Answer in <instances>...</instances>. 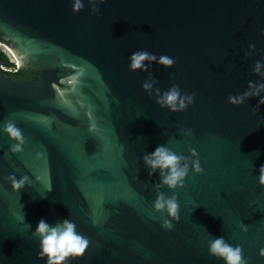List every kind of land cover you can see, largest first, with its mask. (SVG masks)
<instances>
[{
	"label": "water",
	"instance_id": "water-1",
	"mask_svg": "<svg viewBox=\"0 0 264 264\" xmlns=\"http://www.w3.org/2000/svg\"><path fill=\"white\" fill-rule=\"evenodd\" d=\"M84 3L0 0L1 44L34 72L0 76V127L13 121L25 140L13 153L0 130V264H45L32 235L41 218H69L89 239L71 264H223L207 248L219 236L264 264V105L227 100L262 79L252 67L264 60V0H106L96 14ZM138 49L174 57L153 63L154 87L179 84L194 103L161 108L141 87L148 72L128 68ZM161 144L195 148L204 168L162 189L180 202L171 230L152 208L159 171L150 177L140 159ZM11 174L29 184L13 190Z\"/></svg>",
	"mask_w": 264,
	"mask_h": 264
},
{
	"label": "clouds",
	"instance_id": "clouds-1",
	"mask_svg": "<svg viewBox=\"0 0 264 264\" xmlns=\"http://www.w3.org/2000/svg\"><path fill=\"white\" fill-rule=\"evenodd\" d=\"M106 3V0H88L93 13H99L100 5ZM85 7L84 0H72V11L80 12ZM264 34V32H262ZM1 44V43H0ZM3 45V44H2ZM255 44L248 45V51L244 53L245 57L251 56L255 51ZM14 62V67L8 69L11 72H19L23 67V58L17 57L11 49H7ZM10 59V58H9ZM128 68L130 71L148 72L149 79H146L141 87L161 108H167L170 112L184 111L194 103L195 93H188L181 89L179 84H173L166 90L161 91L156 85V79L151 71L153 63L171 68L176 60L165 54L157 55L144 49H138L129 56ZM252 72L262 79L247 83V89L242 93L230 94L227 97L228 103L232 105H242L249 97H259L256 105H264V60H256L252 67ZM55 86V85H54ZM155 93V95H153ZM0 130L4 131L11 140L15 141L9 151L16 153L22 151L25 143L22 130L11 120H6ZM191 134V130L185 133ZM190 155H184L170 148L168 144L158 145L153 151L145 153L140 159L143 165L148 169V175L151 177L159 171V181L153 186L156 189V197L152 202V208L155 212L166 213V217L161 219V227L171 230L173 221H180V202L177 193L172 191L168 195L162 189L167 187L169 190L183 188L186 185V178L189 172L202 174L204 168L201 166L199 155L195 148H189ZM257 180L260 186L264 187V164L258 168ZM13 190L19 191L29 184L28 176L11 174L8 177ZM51 191V187L48 189ZM31 227L30 224H28ZM242 231H247V225L241 222ZM32 235L38 238L39 251L37 257L45 260V264H71V260L83 257L89 247V239L77 231L74 221L69 218L59 220L55 224L48 223L41 218ZM208 253L223 261V264H248L243 249L240 245L230 244L223 236L211 237L207 242ZM259 255L264 257V247L259 249Z\"/></svg>",
	"mask_w": 264,
	"mask_h": 264
},
{
	"label": "trees",
	"instance_id": "trees-1",
	"mask_svg": "<svg viewBox=\"0 0 264 264\" xmlns=\"http://www.w3.org/2000/svg\"><path fill=\"white\" fill-rule=\"evenodd\" d=\"M0 43L8 44L9 41L5 40L2 34H0ZM2 67L13 68L14 63L9 59L5 51L2 50V48H0V76H10L15 80H21V79L32 78V75L34 73L29 68H21L19 72H11V71L3 70Z\"/></svg>",
	"mask_w": 264,
	"mask_h": 264
},
{
	"label": "bare ground",
	"instance_id": "bare-ground-1",
	"mask_svg": "<svg viewBox=\"0 0 264 264\" xmlns=\"http://www.w3.org/2000/svg\"><path fill=\"white\" fill-rule=\"evenodd\" d=\"M3 47H4V49L7 51V49H10L8 46L6 47V46H4L3 45ZM18 50L20 49V47H16ZM12 51V53H15L13 50H11ZM8 52V51H7ZM16 55V54H15ZM17 57H19V56H17ZM20 57H21V55H20ZM10 58H11V55H10Z\"/></svg>",
	"mask_w": 264,
	"mask_h": 264
},
{
	"label": "rangeland",
	"instance_id": "rangeland-1",
	"mask_svg": "<svg viewBox=\"0 0 264 264\" xmlns=\"http://www.w3.org/2000/svg\"><path fill=\"white\" fill-rule=\"evenodd\" d=\"M0 48H2V50H4L5 51V53L7 54V56L10 58V54L4 49V47H3V45L2 44H0Z\"/></svg>",
	"mask_w": 264,
	"mask_h": 264
},
{
	"label": "built area",
	"instance_id": "built-area-1",
	"mask_svg": "<svg viewBox=\"0 0 264 264\" xmlns=\"http://www.w3.org/2000/svg\"><path fill=\"white\" fill-rule=\"evenodd\" d=\"M10 60L13 62V60L11 58H10ZM2 69L8 71V69H11V68L2 67Z\"/></svg>",
	"mask_w": 264,
	"mask_h": 264
},
{
	"label": "flooded vegetation",
	"instance_id": "flooded-vegetation-1",
	"mask_svg": "<svg viewBox=\"0 0 264 264\" xmlns=\"http://www.w3.org/2000/svg\"><path fill=\"white\" fill-rule=\"evenodd\" d=\"M33 75H34V73H33ZM33 75H32V77H33ZM10 77V76H9Z\"/></svg>",
	"mask_w": 264,
	"mask_h": 264
}]
</instances>
